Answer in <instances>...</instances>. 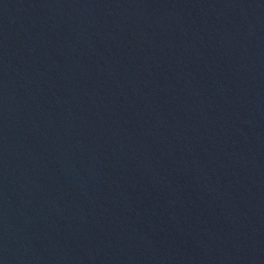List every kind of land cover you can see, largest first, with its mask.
Wrapping results in <instances>:
<instances>
[{"label":"water","instance_id":"water-1","mask_svg":"<svg viewBox=\"0 0 264 264\" xmlns=\"http://www.w3.org/2000/svg\"><path fill=\"white\" fill-rule=\"evenodd\" d=\"M225 0H0V264H219Z\"/></svg>","mask_w":264,"mask_h":264}]
</instances>
